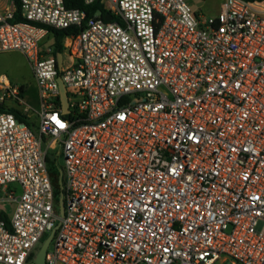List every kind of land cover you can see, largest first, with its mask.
I'll return each instance as SVG.
<instances>
[{
	"label": "built area",
	"instance_id": "2783aa9c",
	"mask_svg": "<svg viewBox=\"0 0 264 264\" xmlns=\"http://www.w3.org/2000/svg\"><path fill=\"white\" fill-rule=\"evenodd\" d=\"M20 1L22 21L0 2V52L26 55L41 107L37 128L19 120L12 109H35L0 76V202L15 203L0 212V264H36L59 223L47 264H264V3L204 17L185 0H100L93 16ZM73 27L60 69L43 41Z\"/></svg>",
	"mask_w": 264,
	"mask_h": 264
},
{
	"label": "rangeland",
	"instance_id": "374dc122",
	"mask_svg": "<svg viewBox=\"0 0 264 264\" xmlns=\"http://www.w3.org/2000/svg\"><path fill=\"white\" fill-rule=\"evenodd\" d=\"M187 3L191 4L193 8L197 11L199 15L204 17H214L220 12V5L224 0H185ZM1 5H8L11 0H0ZM52 44V37L49 36L43 41V47H48ZM71 64V58L67 53L64 54V67L67 68ZM5 75L12 83L19 87H25V92L23 93V98L25 101L32 106L35 110L31 111L27 116L32 123V126L36 128L39 125V116L37 111L40 109V96L38 85L30 66L29 60L26 55L20 51H6L0 52V76ZM56 159L54 161L48 160V170L52 177V182L54 183V178L60 175L64 168V157L60 148L52 150ZM55 189V187H54ZM13 191L16 196H20L22 193V188L18 183H13L9 185V191ZM56 212L60 215V201L59 196H56L55 202ZM15 210V203L10 201L0 202V212L7 217H12ZM50 235V233L48 234ZM42 243L37 246L35 254L37 255ZM53 249V243L50 245L49 250ZM27 264H34V261H29ZM224 264H232L231 261H226Z\"/></svg>",
	"mask_w": 264,
	"mask_h": 264
},
{
	"label": "trees",
	"instance_id": "16d2710c",
	"mask_svg": "<svg viewBox=\"0 0 264 264\" xmlns=\"http://www.w3.org/2000/svg\"><path fill=\"white\" fill-rule=\"evenodd\" d=\"M16 3V8H17V16L15 21H22V17L20 15L21 12V1L20 0H14ZM250 2H262L264 3V0H247ZM66 5L69 8H84L88 11L89 16H93L98 10L102 9V4L100 3V0H98L95 4L91 6H86L84 3V0H66ZM106 14L103 13L102 18H105ZM81 29L78 28H70V29H64V30H55V29H50V32L54 34L55 37V42L53 44L54 52L57 55L58 53H64V39L71 35V34H77L79 33ZM0 110H5L4 107L0 106ZM12 112H15L17 115V118L21 121L27 122L29 125L32 126V123L30 122L29 118L26 115H23L21 112L18 110L12 109ZM63 178H62V173L60 175V178L57 176L54 178V192L55 196H59V201L61 196L63 195ZM4 218H7L6 215H4Z\"/></svg>",
	"mask_w": 264,
	"mask_h": 264
},
{
	"label": "water",
	"instance_id": "95a60500",
	"mask_svg": "<svg viewBox=\"0 0 264 264\" xmlns=\"http://www.w3.org/2000/svg\"><path fill=\"white\" fill-rule=\"evenodd\" d=\"M105 19L110 21L112 20V16L107 14L105 16ZM57 61H58V67L61 69L63 65V54L58 53L57 54ZM59 86H60V99L62 103V113L67 114L69 112V103H68V94L66 85L61 77L58 78ZM36 135L39 136V133L36 132ZM43 147H46V142L43 141ZM49 160L54 161L56 159L55 155L50 153L48 155ZM65 214V201L63 196L60 198V215L64 216ZM60 227V223L53 229L52 233L45 239V241L42 244V247L40 248L38 255L36 257V264H47L46 262V255L48 248L54 238V235L57 231V229Z\"/></svg>",
	"mask_w": 264,
	"mask_h": 264
},
{
	"label": "crops",
	"instance_id": "0c3cea01",
	"mask_svg": "<svg viewBox=\"0 0 264 264\" xmlns=\"http://www.w3.org/2000/svg\"><path fill=\"white\" fill-rule=\"evenodd\" d=\"M49 36H51L52 37V44L51 45H53L54 44V42H55V37H54V34L51 32L49 35H48V37Z\"/></svg>",
	"mask_w": 264,
	"mask_h": 264
}]
</instances>
